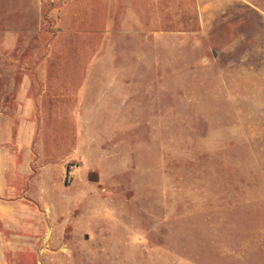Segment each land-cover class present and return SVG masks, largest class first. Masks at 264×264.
Wrapping results in <instances>:
<instances>
[{
	"label": "rangeland",
	"instance_id": "1",
	"mask_svg": "<svg viewBox=\"0 0 264 264\" xmlns=\"http://www.w3.org/2000/svg\"><path fill=\"white\" fill-rule=\"evenodd\" d=\"M11 145L0 264H264V0H0Z\"/></svg>",
	"mask_w": 264,
	"mask_h": 264
},
{
	"label": "crops",
	"instance_id": "2",
	"mask_svg": "<svg viewBox=\"0 0 264 264\" xmlns=\"http://www.w3.org/2000/svg\"><path fill=\"white\" fill-rule=\"evenodd\" d=\"M23 143L28 144L27 141ZM16 145L20 143H16ZM14 146H0V260L6 262L8 249L14 253L20 252L25 245L32 244L36 235L31 234L34 228V223L26 222L29 214L24 211H18L12 206L17 204L15 199H11L10 193V176H13L11 181H18L20 177H25L28 174L26 168L27 149L24 151L23 164H14L9 162L8 154H12ZM8 159V160H7ZM13 163V173L10 174V166ZM20 193L19 190L14 189V198ZM23 193L20 194L22 196ZM15 200V201H14ZM13 201V202H12ZM28 232V233H27ZM29 235V236H28Z\"/></svg>",
	"mask_w": 264,
	"mask_h": 264
}]
</instances>
